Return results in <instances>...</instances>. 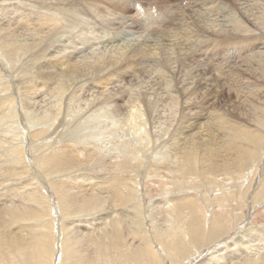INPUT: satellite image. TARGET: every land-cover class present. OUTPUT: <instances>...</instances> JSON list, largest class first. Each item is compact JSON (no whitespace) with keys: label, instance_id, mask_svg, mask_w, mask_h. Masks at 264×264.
Listing matches in <instances>:
<instances>
[{"label":"bare ground","instance_id":"bare-ground-1","mask_svg":"<svg viewBox=\"0 0 264 264\" xmlns=\"http://www.w3.org/2000/svg\"><path fill=\"white\" fill-rule=\"evenodd\" d=\"M34 1L35 4L39 5V15L37 14V16L33 18H28V15L30 14L28 11L18 12L19 10L14 9L11 11V13L14 14V19L7 18L6 22L15 23L14 26H18L21 30H24L27 25L29 26L30 20L37 21L39 23V30L31 33L30 31L27 32L30 33L29 36L32 38H36V45L39 46L32 44L34 43L33 39H31V43H29L26 39L18 40L14 33L10 32L9 29L2 28L3 26L0 25V49L4 56L11 60L13 66L16 64V69L14 68L15 70L13 73L12 71H9L11 67L10 69L0 68L2 71V73L0 72V80L3 83L0 88V124H5L4 128L5 130H8L7 133H10V128L14 132L18 131L17 135L13 136L11 141L7 140L5 141L6 143L3 142V147L0 146V187H2L6 193V195H0V263L17 264V261H15L17 258L24 259V257L29 255V259L33 262V264H50L49 262L51 261V258L53 260L54 252L55 264H60V262H58L60 256L64 257L65 261L67 260V263L69 264H121L122 262L123 264H141L142 261L145 260L148 261L150 259L151 261L160 258L156 251H151L152 242H150L147 238L143 239L139 246L130 247L131 244L128 245V241L125 243L126 240L122 237L123 233L118 230L117 225V228L112 229V231L110 230V238L112 240L111 244L109 242V244L107 243L106 248H99V254L102 260L97 258V255L96 257L94 256V259L90 256H83L80 254L81 252L75 248L74 244H71L73 241L70 242V240L67 239V235L71 232V228H69V221L74 220L75 222L78 220L79 216L82 217L80 221L83 220L85 222V220L91 218L90 213L106 209L107 202L110 204L111 208L114 207L115 209L121 210L124 206L125 208H129L130 206V210H132L133 213H137L138 207L136 205H138L137 203L142 200V193L146 194V187L149 183H152V179L157 180L159 184L161 181L165 184V177L169 175L174 187L182 188V183L186 180L183 179L184 177L182 176H185L186 174H196L195 167L198 163L202 164V168L198 167L200 174L204 173L208 176L210 174H218L221 171L226 174L224 177L230 176L228 182H233L235 185L233 188L237 189V191L233 193L237 194L239 192L241 193V196L245 194V191L243 194L241 183L245 177L244 175L246 170L251 166H254L256 162L260 163L261 173L257 177L258 180L254 189V196L252 197V201H248V204L251 207V216L248 220H243L241 224L242 226L232 225L233 229L231 230L230 228H232V226L227 224L225 219L229 217V215L224 214L219 210V208L223 207L222 202H216L217 210L221 213L216 214V217L212 216L209 222L210 224L208 225V219L210 217L205 220V212H203L205 209L202 206L204 203L203 200H201L202 198L199 200L196 199L197 202H200V200L201 203L203 202L200 205L196 202V200L187 196L185 192L178 195L168 191L165 187L163 188V190H165L164 196H166L165 203L170 205L167 209H170L173 213L175 212L174 216L183 214L188 215V222L185 227V231L183 230L185 233L184 236L187 237L188 241L185 243L184 241L181 242L180 240L182 239L180 238H182V234L178 233V231L172 234L171 238L168 234L167 236L169 237L167 238V245L172 251V253H170L172 255L173 253L175 255L177 253L178 256L181 254L184 255L191 247L194 248L204 243L207 240V235L211 236L216 234L220 237L223 231L225 233V230L232 232V238L228 239L226 237L228 241L233 240V242L235 241L236 243H239V245L240 243L242 244V242L246 241L245 238H254L253 240L256 238L263 239L264 218H260V221H255V215L252 214V210H254V207L257 205L258 208L264 211V0H188L189 3L193 4L191 7H182L181 0H156L163 6L145 5L144 3L145 7H143V5L139 6V3L142 4L144 2L143 0ZM3 2L6 1L0 0L1 4ZM151 3L153 2L151 1ZM33 8H35V6ZM118 9L121 12L131 9L135 11L134 14L136 15H139L140 11L143 9L153 10L152 13L150 12V15H152L154 19L152 20L148 17L150 20L149 22L159 21L160 19L163 20L160 26L162 29H165L164 32L166 34H173V40L169 41L170 43L167 48L161 51L153 49V52L151 53L149 49L150 45H146L145 42L131 49L126 46L123 47V49H120L118 46V49L113 52H101L94 56L91 60H79L77 63L74 61L78 57L75 53L76 46L71 41L63 47V50H61L63 53L56 50L53 53L50 52V55L43 54L46 50H48L47 47L52 43H56L54 41H56L58 36L63 33V27L60 26L61 22H71L69 17L68 20L65 19L67 18L64 17L65 13L71 12V25L78 29L77 31L80 33V36L86 31L90 32L92 36L99 33H102V36H105L103 35V31H105L103 27L97 28L91 20L87 21L86 19L80 18L81 10L87 12V16L93 13L101 17H106L107 13V15L112 16L113 18V15L118 14V12L115 11ZM178 9H182V13L189 11V14L187 15L186 21L180 19L179 23L174 24L173 13H175ZM0 12L5 11L0 7ZM16 13L19 14L17 15ZM223 14H226V16H230L232 14V18L229 21H220L219 19L221 17L223 18ZM132 17L135 19L138 18V16H133V14ZM132 17L124 15L119 18L121 21H126L127 19V28L125 29L129 28L131 30L133 29L131 28V25L133 26L134 24L139 23V21L137 22ZM88 18L90 19L91 17L89 16ZM17 21H24L25 23H18ZM104 22H106V20ZM44 30H46V32H44ZM175 30H179L180 33L178 34L181 37L177 36ZM49 32H51L50 37L44 39L45 35ZM105 34L107 33L105 32ZM22 35L27 36L28 33H24ZM138 35L140 34L138 33ZM69 36H71V34H69ZM132 36H134V34ZM148 36H150V34ZM73 37L79 39L78 34H75ZM140 37L141 36H139L138 40ZM86 39L89 40L82 35L80 42L84 43L86 42ZM132 39L133 38H131V40ZM134 39L132 41H134ZM118 44H116V46ZM221 44L222 46L228 45L229 47H235L233 45H237L238 52H236L237 50L235 49L234 51L227 49L226 51L221 50V53H217L216 48ZM40 46L41 50H36V48ZM214 52H216V56L220 57L219 62L216 57V70L215 66H203L204 68L199 69L203 76H212L211 78H208V80L210 79L211 86L210 84H207L208 81H206L205 86H210V90L208 89L209 93L214 92L213 90L216 88L215 92L217 102L219 101L217 97L223 90L227 95H229L230 92L234 93V98L239 105L238 110L235 108L231 110H237L239 112V119L229 115L228 112H216V115H213V129L216 133L211 132L210 136H216V141L218 138L219 142L213 143L212 141H200L202 144L199 145L204 147L200 150L196 147V144L193 141L195 133L192 134L188 132L189 134L186 136L189 137V139L186 140L184 147L180 149L174 148V154L171 162L165 164V162L162 163V161H158L159 163L157 164V167L160 164L159 166L161 167V171L155 168V170H147L148 167H151L150 162H152V160H148L147 165L142 164L143 161L138 155L140 153L139 145L141 144L140 141L142 140V136L134 138L133 140L128 139L129 141L127 140V142L117 145V153L115 154H118V156L110 154L109 151L108 153L106 152L107 154L105 155L97 153L95 149L89 147V143L83 142L84 138L90 140V138L96 136L95 134L107 132L108 129L116 127V120H112L111 117L115 116L114 118H116L124 115L121 114L122 111H119L121 105H123L124 99L127 97L126 93L121 95V90H119L120 86L124 83V75L132 77L138 73L140 74V69L142 68L140 67L138 69V66H143L146 58H154L155 65L152 66H154L153 69H155V72L157 73L159 83L161 81L164 82L165 88L170 91V88L175 85V63L178 64L181 62L182 64V62H184L185 67H189L190 64V67L191 65L194 67L191 68V71L192 69L196 70L197 67L202 65L198 58L204 57L208 60V56H211L210 58L214 57ZM233 55L237 56L235 60ZM38 58L43 60L37 61ZM40 61H44L48 65L40 66ZM29 69L34 70V75H36L35 77H33V74L30 78L24 77L23 74L28 72ZM17 72L18 74L16 75ZM225 77L230 78L228 83H225L227 82V80L224 79ZM85 83L98 90L95 95H90L92 97L91 99L82 100L79 96L80 94L77 96L76 92L83 91V88H77L76 86L81 84L85 85ZM19 87H23V90ZM75 87L78 90L73 91ZM196 88L197 87L195 86H192L191 88L182 87L179 93L178 91H175L177 94H171L168 96V103L166 105H169L172 115H169L168 118H166L168 120L165 119L164 122L166 123L164 124L166 126L164 125V127H161L160 125L158 127H154L156 129H154V131H149L150 135L146 134V138L150 137L152 139L149 140L150 142L163 141L165 136L169 133L168 131L174 133L170 136V141L172 142H174V138L177 136L186 138V136H184L185 133L181 130L183 123L187 120L182 119V117L185 110H190V107L192 109L197 107L196 104L187 103L192 102L193 92H195L194 89ZM18 89L21 91H18ZM42 94H50L52 98L55 99L54 105L52 107L50 106L46 112L43 110L41 112L42 115L40 113V115H37L38 112H36L37 114L35 113L34 116V103ZM143 95L145 96L142 98ZM143 95L140 97L141 101L140 99H135L136 102H140L137 106H135V101H133L134 99L125 100L124 104H127L125 109L128 110L126 111L128 112L127 114H131V112L135 113L138 121L144 126L147 123L153 125L154 116H152V110L155 109V106L153 105L156 104V102L154 103L152 101L154 94L150 91V93ZM208 99L203 98L202 103H207ZM230 101L232 100H227L226 102L231 103ZM31 102L33 103L30 104ZM80 103H83L81 104V108H87L92 113L89 114V110L88 113L82 112L84 110L77 108L78 113L80 111L81 114L78 115L74 111L77 114L74 121H77L78 124L74 122V125L76 124L74 128L76 129L70 131L69 127L71 126V122H67L66 117H68L69 113L72 111L73 106L78 107ZM223 105L228 106L226 103ZM108 107L112 108L110 112L113 111V113L107 112L109 111L108 109L105 111ZM200 108L201 107H199V109ZM240 108H243L244 110ZM38 116V124L35 126L36 129L27 130L24 127L23 121L28 120L27 118L35 119ZM102 117L106 120H102ZM200 117L201 115L197 117L196 120H200L198 119ZM48 123L50 124L49 127H52L51 130L47 128L45 129L43 125ZM16 124H18V126H16ZM118 125L119 124H117V126ZM177 125L180 126L178 128L173 127ZM30 126L34 127V125ZM64 127L68 129V133L64 131L66 130ZM207 128L212 130V128L208 125ZM79 133L83 134V138L81 137V134V136H77ZM56 138L60 139V141L56 143L51 142V139ZM91 141L92 140H90V142ZM51 143H53V146L50 147ZM175 143L170 145L175 146ZM44 147L49 148L44 150ZM145 148L148 151L149 148L147 149V144ZM35 152L41 153L35 155ZM143 157H146L145 154ZM150 158L153 159L152 157ZM175 164L176 166H170ZM143 166H145L144 171L142 170ZM170 167H174V172L170 171ZM93 168H95V170ZM81 169H84L86 173L85 176L82 173L80 175L74 174L76 172H80ZM202 170L204 172H202ZM172 173H175V176L172 177ZM221 177L222 180L223 176L221 175ZM212 182H215V180L212 179L211 183ZM220 182L219 178L216 177V186L218 187V190H221L220 193L215 192L216 198L220 197L218 195H225V191H223L225 189H220L222 187ZM258 191H261V195L259 194L257 196ZM73 193L78 194V196L76 197ZM241 199L244 200V196H242ZM53 201L55 203L57 201V206H55ZM206 206H208V204ZM111 208L104 211L107 213L108 211L115 212V209L111 210ZM58 210H60L62 215H66L64 217H67V219L61 220L57 215L55 216V213H57ZM93 216L94 214L92 217ZM133 216L135 222L137 219L135 217L136 214ZM133 216L131 215V218H133ZM177 217L180 218V216ZM171 224L167 225L171 227ZM207 225L211 226L210 230L206 229L208 227ZM56 226H59L58 228L60 229L62 238H57V246L55 248L54 241H56V239L54 240V236L51 231ZM179 231L181 230L179 229ZM80 238L82 237L80 236ZM183 238L185 240V237ZM91 240L93 241L92 238ZM79 241L82 242V239ZM225 241L227 242V240ZM124 244L127 245L126 248ZM239 245H233L236 253H239L238 250H235V248ZM177 246H179V248H177ZM227 248H229V246ZM92 249L94 250V247ZM208 255H210L209 259H213L214 255H212V253H209ZM242 258L243 255L239 257V260H242ZM238 264H264V259L260 261L246 260L244 263L239 262Z\"/></svg>","mask_w":264,"mask_h":264},{"label":"rangeland","instance_id":"rangeland-1","mask_svg":"<svg viewBox=\"0 0 264 264\" xmlns=\"http://www.w3.org/2000/svg\"><path fill=\"white\" fill-rule=\"evenodd\" d=\"M4 1H6V2H3L2 4L0 3L1 9L5 11V12H0V14H1L0 15V22H1L0 25L3 26L2 28L9 29L10 32L14 33V35L17 36L18 40L26 39L27 41H29V43H31L32 42L31 39H33L34 40V43H32V44L33 45H36L37 44L36 38H32L29 35H30L31 32H34L36 30H39V23L37 21L30 20L29 26L27 25L26 29L21 30L20 27L14 26L15 23H11V22L10 23H7L6 22V19L7 18L14 19L13 18L14 17V14L11 13V11L14 10V9L19 10L18 12L28 11L30 13L29 14L30 16L28 15V18H33V17L37 16V14L39 15V13H38V6L39 5L35 4V1L34 0H26V1L25 0H11V1L10 0H4ZM143 1H142L143 2L142 4L139 3V6L140 5H143V7H145L144 6V3H145V5H156V6L157 5H160L156 0H151L153 3H151L150 0H143ZM181 1H182L181 2L182 7H185V6L186 7H191L193 5V4L189 3L188 0H181ZM24 2H26V3H24ZM38 4H39V2H38ZM34 6H35V8H33ZM160 6H163V5L161 4ZM32 8L35 9V10H33ZM9 10H10V12H9ZM108 10H110V9H108ZM115 11H117L118 14L113 15V18H112V16L107 15V13H106V17H101L99 15H95V14L92 13V14L89 15L91 17L89 19L88 18L89 16L86 15L87 12L81 10L80 18L86 19L87 21H90L91 20V22L94 23L97 26V28L103 27L104 30H105V31H103V35H105V36H102V33H99L97 35H93L94 36L93 37L90 34V32H88V31L84 32V34H82V35L85 38H88L89 39V40L86 39V42H88V43H86V42L81 43L80 42V40L82 39V35L80 36V33L77 31L78 29L75 28V27H73L71 25L72 24V14H71V12L70 13L69 12L65 13L64 14V17H67L65 19L68 20V17H69V19H71V22H69V21L66 22V23L64 21L61 22L60 26L63 27L62 28L63 33L58 36V39L56 38L57 40L54 41L56 43H52V44H50L47 47V49H48V50H46L47 52L45 51V53H43V54L50 55V52L53 53L56 50H59V52H61V50H63V47L66 46L71 41L76 46L75 47V53H76V55L78 57L74 61H75V63H77V62H79V60L80 61H82L84 59H90L91 60V59L94 58V56H96L97 54H99L101 52H105V53L113 52V51H115V50L118 49V46H119L120 49H123V47H125V46L126 47H130V49H131V48L137 47L141 43H145V42H146V45H150V48L149 49H150L151 53L153 52V49H156V50L158 49L159 51H161L163 49L165 50L167 48V46L169 45V43H170L169 41L173 40V37H174L173 34H169V35L166 34L164 32L165 29L164 28L163 29L161 28L160 25H161V22L163 20L160 19L159 21H152L154 19V17L152 15H150V12L152 13L153 10H144L143 9L139 13V15H141V16L134 14L135 11L134 10H131V9L130 10H126L127 12L126 11L121 12L119 9L118 10H115ZM130 12L133 14V16H138L139 19L138 18L135 19L134 17H132V14ZM182 12H183L182 9H178V10L175 11V13H173V16L174 17L173 16L172 17L174 18L173 19V23L174 24L175 23H179L180 22V19L183 20V21H186L187 20V15L189 14V11H187L186 13H182ZM16 14L18 15L19 13H16ZM16 14H15V16H16ZM232 14L230 16H226V14H223L224 15L223 18L221 17L219 20L220 21L223 20L224 22L226 20L229 21L232 18ZM124 15H126V16L128 15L129 17L134 18L137 22L139 21V23H136L133 26L131 25V28H133L131 30L129 28L128 29H125V28H127V26H126L127 19H126V21L125 20H122V21L119 20V18L121 16H124ZM98 17H100L101 19L98 18ZM148 17L150 19H152L151 20L152 22H149L150 20L148 19ZM103 19H105L106 22H104L105 20H103ZM93 21H95V22H93ZM109 21H110V23H109ZM146 21H148V22H146ZM17 22L18 23L19 22L20 23H25L24 21H17ZM121 24L124 25V26H122ZM120 27H122V28H120ZM135 27H137V28H135ZM113 30H114V32H113ZM147 30H150V31H147ZM27 31H30V33L27 32ZM140 31H143V32H140ZM44 32H46V30H44ZM105 32L107 34H105ZM175 32L177 33V36L178 37H181L178 34V33H180L179 30H177V31L175 30ZM24 33H28V35L27 36H23L22 34H24ZM138 33L140 35H138ZM69 34H71V36H69ZM75 34L76 35L78 34L79 39L73 37ZM127 34H129V35H127ZM133 34H134V36H132ZM149 34H150V36H148ZM50 35H51V32H49L47 35H45L44 39L50 37ZM139 36H141L142 38L140 37V39L138 40ZM144 36H145V38H144ZM131 38H133V39L135 38L134 41H132L133 39L131 40ZM148 39H150V40H148ZM135 41H137V42H135ZM75 42L78 43V44H76ZM118 42H119L120 45L118 44ZM116 44H118V45L116 46ZM36 46H39V45H36ZM100 46H102V47H100ZM221 46H222V44L219 45L216 48V50H217L216 52L217 53H221V50L226 51L227 49L228 50H231V51H234V49L237 50V45H233L235 47H231V46L229 47L228 45H223L222 47ZM98 47H100V48H98ZM154 47H156V48H154ZM36 50L40 51L41 50V46L40 47H37ZM198 50H202V49H198ZM216 52H214V55H213L214 57L213 58H210L211 56H208L207 57L208 60H206L204 57L198 58V60L200 61V63L202 65L199 66V67H197L196 70L195 69H192V71H191V68H194L193 65H191V67H190V64H189V67H185L184 62H182V64H181V62L178 63V64L175 63V68H176L175 69V77H176V79H175V85L170 88V91L165 88L164 82L161 81L160 82L161 84L159 83V80H158L159 78L157 76V73L155 72V69H153L154 66H152V65H155L154 58H152V57L146 58V60L144 61L143 66L142 65L141 66L140 65L138 66V69L140 67L142 68V69H140V74L138 73V74H136V75H134L132 77L131 76L124 75L125 80H124V83L122 82L123 84L120 86V89L119 90H121L120 91L121 95L122 94L124 95L125 93L127 94V97L124 99V101L125 100H128V99L129 100L134 99L133 101H135V99H140L141 95L148 94L151 91V93H153L154 96H155V97L154 96L152 97V101L154 103L156 102V104L153 105V106H155L154 107L155 109H153L154 111L152 110V116H154V119H153L154 121L153 122L154 123L156 122L157 124L156 123L155 124L153 123V125L152 124L150 125V124L147 123L144 126L141 122L138 121V119L136 118L137 116L135 115V113H132L131 112V114H127L128 112H126V111H128V110L125 109V107L127 106V104L125 105L124 104V101H123V105H121V108L119 109V111H122L121 114H124V115H121V117L114 118L115 116L114 117H111L110 114H109V116L111 117V119L114 120V121L116 120V123L119 124L118 126H120V127H118L117 124H116V127H115L116 129L113 127L112 129H108L107 132H101L100 133L101 135L100 134H95L96 135L95 137L93 136L92 138H90V140H92L91 142H90V140L84 138L83 139V142L84 143L85 142L86 143H89V147H92L93 149H95V151L97 153H100V154L102 153V154L105 155L109 151L110 154H113L115 156H118V154H115V153H117V151H116V149H117L116 146L117 145H121V144L127 142L128 139L129 140H131V139L133 140L134 138H137L139 136H142L141 137L142 140L140 141L141 144L139 145V151H140V153L138 155L140 156L139 158H141V160L143 161L142 164H144V165H147V161L148 160H152V162H150V166L151 167L150 168L148 167L149 169L147 168V170H149V171L150 170H155V169H159V171H161V167L159 166L160 164L157 167V164L160 161H162V163L165 162V164H167L168 162H171L172 156L174 154V148L180 149V148L184 147V145L186 143V140L189 139V137H187L186 135L189 134V133H192V134L195 133L194 134L193 141L196 144V147L198 149H200V150L202 148H204L203 146L199 145V144H202V142H200V141H207V142H211L212 141L213 143L219 142L218 138H217V141H216V136H212V135L210 136L211 132L216 133L214 131V129H213V123H212L213 115L215 116L216 115V112H218V113H226V112H228L229 115H232L236 119H239L238 118V113L239 112L237 111L238 108H239V105L237 104L236 99L234 98L235 95L232 92H230V94L227 95L222 90L221 93H220V95L217 97L218 100H219L218 102L216 101V92H215L216 91V88H214V90H213L214 92H212V93H209L208 92V89L211 86L210 79L208 80V78H211L212 76H210V75L209 76H206V75L203 76L201 74V71L199 69L204 68V67H208V66H215V70H216V63H215L216 62V57L218 59V62H219V58H220L219 56H216ZM236 52H238V50ZM61 53H63V52H61ZM236 57L237 56H234L233 57L234 60L236 59ZM7 59H8V57L4 56L3 52L0 49V68H2V69H10V67H11V69L9 71H12V73H13L14 70L16 69V67H15L16 64L13 66V63L11 62V60L10 59L7 60ZM39 60H43V59L38 58L37 61H39ZM208 61H210L211 63L208 62ZM40 62H41L40 63V66H42V65H48L44 61H40ZM2 65H3V67H2ZM12 68H13V70H12ZM0 72L2 73L1 70H0ZM17 74H18V72L16 73V75ZM32 74H33V77L36 76V75H34V70L33 69H31V70L29 69L28 72L24 73L23 75H24V77L30 78ZM204 77H206V78H204ZM224 79L227 80V82H225V83H228V80L230 78H226L225 77ZM198 81H199V83H198ZM206 81H208L207 84H210V86H207V85L205 86ZM1 84H3V83L0 80V88L2 87ZM149 84H151V85H149ZM192 86H195L197 88L194 89L195 92H193L192 102H187V103L194 104V105L196 104L197 107L196 108H193V109L190 107V110L188 109V110H185L183 112L184 114H183L182 119L187 120V121H185L183 123V125L181 124L183 126L181 131L183 133H185L184 136H186V138L185 137L184 138H181L182 136H177V137L174 138V142H172V141H170L171 140L170 139V136L172 134H174V133L173 132L171 133V131H168L169 133L167 134V136H165V138H164L163 141H161V142H158V141L150 142L149 140H152V139L150 137L149 138H146L147 137L146 134H149L150 135L149 131H154V129H156L154 127H158L160 125H161V127H164V125H165L164 123H166V122H164L165 119L168 118L169 115L170 116L172 115V112L170 111L169 105L168 106L166 105L168 103V101H167L168 96H170L171 94L172 95L177 94L175 91H178V93H179L181 91V88L182 87L183 88H191ZM76 87L77 88H79V87L80 88H83V91H81V92H78L77 91L76 92V95L77 96L80 94L79 96L81 97L82 100L83 99H91L92 98L91 96L95 95L97 93V90H98L96 88H93L91 86H88V84H86V83H85V85L84 84H81V85H78ZM76 87L74 88L73 91L78 90ZM88 88H91V89H88ZM20 89L23 90V87L20 88ZM21 90L18 89V91H21ZM206 91H207V93H206ZM160 94H161V96H160ZM113 95H114V93H113ZM144 96L145 95H143L142 98ZM200 98H201V100H200ZM203 98L204 99H206V98L208 99L209 98L208 99V102L207 103H205V102L202 103V99ZM54 100L55 99L52 98V96L50 94H42L41 96H39V98L36 99V102L34 103V111H33L34 116H35V113L36 112H38V114L36 113L37 115H40L43 110H45L44 112L48 111V109L50 108V106L52 107L54 105ZM227 100L228 101L229 100H232V101H230L231 103H229V102H226ZM140 101H141V99H140ZM32 103L33 102H31L30 104H32ZM134 103H135V106H137V105L140 104L139 101L138 102L135 101ZM224 103H226L228 106H224L223 105ZM81 104H83V103H80V105H78V107L77 106H73L72 111L69 113L68 117H66V121L67 122H71V126L70 127H72V128L69 127V130L70 131H73L74 129H76V128H74V126L76 124H78L77 121L76 122L74 121L75 120L74 119L75 116H77V114L78 115L81 114L80 111L78 113V109L80 108V109L84 110L82 112H87L88 113V110L89 109H87V108L83 109L84 107L81 108L82 107ZM157 105H158V107H157ZM40 107H41L42 110L40 109ZM199 107H201V108L199 109ZM206 107H207V109H206ZM139 108H142V107H139ZM233 108H235L237 110H234L235 112L234 111H231ZM107 109L109 111H107ZM240 109L244 110L243 108H240ZM110 110H112L111 107H108V108L105 109V111H107L109 113H113V111L110 112ZM193 111H194V113H193ZM186 112H188V113H186ZM91 113L92 112L89 110V114H91ZM209 114L211 115V117H210ZM200 115H201V117L198 118L200 120H196L197 117H199ZM162 116H163V118H162ZM38 118H39V116L36 117L35 119H33V118H31V119L27 118L28 120H26V121L23 119L24 120L23 121L24 127L27 130H29V129H36L35 126H37V124H38L37 123V119ZM156 118H158V119H156ZM207 118H208V120H207ZM188 119H190V120H188ZM102 120L105 121L106 119H103V117H102ZM166 120H168V119H166ZM193 121H194V123H193ZM74 122L76 123L75 125H74ZM4 125L5 124H2V125L0 124V128H1L0 129V138H1L0 139V146H2V147L4 146L3 142L6 143L5 141H7V140L8 141H11L12 140V137L13 136H16L17 135V132H18L17 129H16L17 132H14L10 128V133H7L8 130H5V128H4L5 126ZM30 125H34V127L33 126H30ZM43 125H44L45 129L47 128V129L51 130V128H52V127H49L50 126L49 123L48 124H43ZM207 125L212 128V130L210 129L211 131L207 128ZM16 126H18V124H16ZM179 126L177 125V126H173V127L178 128ZM37 128H39V127H37ZM64 129H66V127H64ZM67 130L68 129H66L64 131L68 133ZM112 130H114L115 132L112 131ZM12 133L13 134L15 133V134L13 135ZM8 134L10 135V137H9ZM80 134L81 133L77 134V136H81L82 135L81 137L83 138V134H81V135ZM199 134H200V136H199ZM4 135H5V137H4ZM143 137H145V138H143ZM202 138H204V139H202ZM190 140H192V139H190ZM58 141H60V139H58V138L51 139V142H55L56 143ZM180 141H181V143H180ZM195 141H197V142H195ZM168 142H169V144H168ZM164 143H165V145H164ZM172 143H175V146H177V147L170 145ZM146 144H147V149L149 148L148 151L145 148L146 147ZM51 146H53V143H51L50 147ZM140 146H141V148H140ZM48 148L47 147H44V150H47ZM98 148H99V151H98ZM144 150H145V152H144ZM39 153H41V152H35V155H38ZM147 153H148V155H147ZM144 154H145L146 157H143ZM100 156H102V155H100ZM150 157H152L153 159H151ZM115 160H116V158H115ZM155 160H156V162H155ZM153 161H154V163H153ZM259 164L260 163H257L256 162L254 166H251L249 169L246 170V173L244 175L245 177L243 176L244 179H243V181H242L241 184H242V188H243V194H244V191H245V194L242 195V196H244V200L241 199V197H242L241 196V193H239V192L237 194L236 193H233V192H236L237 189H234L233 188V187H235V185L233 184V182H231V183L228 182L229 179H230V176L224 177L226 174L224 172H221V171L218 174H215V175H211L210 174V175L207 176L204 173L203 174H200V172L198 171V167L199 168H202V164L198 163V165H196V167H195L196 168V174H194V175L186 174L185 176H182V177H184L183 179H186L182 183V188H180V187H176L175 188L174 185L171 182L172 180L170 179V176L169 175L167 177H165L166 178L165 179V184H164L163 181H161L160 184H159V182H157V180L152 179L151 180L152 183H149V185H147V187H146V191H145L146 194L145 193H142L143 194L142 200L137 203L138 205H136L138 207L137 208V213H133L132 210H130V206H129V208L128 207L125 208V206H124L123 209H121L122 211L121 210H118V209H115L114 207L111 208L110 207V204H108V202H107L106 203L107 206L105 205L106 206V209H108V208H111V210L115 209V212L114 211H112V212H109L108 211V213H107L106 211H104L106 209H102V211L101 210H97L95 212L90 213L91 218H89L88 220H85V222L83 220L80 221L82 217H79V216H78V220H77L79 222H77V221L74 222V220L69 221V223H70L69 224V228H71L70 229L71 232H69V235H67V239H69L70 242L73 241V242H71V244L72 245L74 244L75 248L78 249L81 252L80 254H82L83 256H90L92 259H94V256L96 257V255H97L98 256L97 258H99V259L102 260V258L100 257V254H99L100 253L99 252V248L104 249V248L107 247V243L109 244V242H110V244H111L112 240L110 238L111 237L110 236V230L112 231V229L118 227V230L123 233V236L122 237H124V239L126 240L125 243L128 241L129 243H127V244L128 245L131 244L130 247L139 246L141 244L142 240L145 239V238H147L148 240H150V242H152L151 243L152 244L151 245V251L152 250L156 251L157 255H159L161 259L158 258L156 260L154 259V260H151V261L149 259L148 261L147 260L142 261L141 264H157V262H158V264H204V263L205 264H212V263L213 264H235V263L238 264L239 262L244 263L246 260L247 261H251V260L260 261V260L264 259V238L263 239L256 238L255 240H253L254 238H251V239L250 238H245L246 241L245 242H242V244L240 243V245H239V243H236L235 241L233 242V240H229L230 242L228 241V239H230V238L233 237V236H231L232 235L231 234L232 232L231 231H228V230L227 231L225 230V233L223 231L222 232V235L220 237L217 236L216 234L215 235H211V236L210 235H207V240L208 241L206 240L204 243H202L203 242L202 241L201 242L202 243L201 245L196 246L197 249H196V247H194V248L191 247L192 249L190 248L188 250V252L185 253L184 255L181 254L180 256H178L176 252H175L176 255L174 253L172 255L171 254L172 251L169 249V246L167 245L168 244L167 238L169 236L171 238V235L178 231V233L182 234V238H180L182 240H180V241L181 242L184 241V243L188 241L187 240V237L184 236L185 235V233H184L185 227H186L187 222H188V215L187 214L177 215V216H180V218H178L177 216H174L175 215V212L173 213L172 211H170V209H167V207L170 206V205L168 203H165V199H166L165 197L166 196H164L165 190H163V188L166 187V189L168 191H171L172 193H175V194H178V195L181 194V193H183V192H185L187 194V196L191 197L194 200H196V199L199 200L200 198H202L201 200H203V202H204V203L202 202L203 204L201 203V200H200V202H197V200H196V202L199 203L200 205L202 204V206L204 207L205 210L203 212H205V215H204L205 220H207V218L210 217L208 219L209 220L208 221V225L210 224L209 222H210L212 216L216 217V214H219V213H221L220 211H222L224 214L229 215V217H227L228 219L224 217L226 219V223L227 224H229L230 226H232V225L233 226H242L241 224H242L243 220L244 221L245 220H248L249 217L251 216V214H250L251 207L248 204L249 203L248 201H252V197L254 196V189H255V186H256V182L258 180L257 177L261 173V170H260L261 168H260V165ZM170 166H176V164L175 165H170ZM93 169L95 170V168H93ZM144 169H145V166H143V169L142 170L144 171ZM170 171L174 172V167H170ZM202 172H204V171L202 170ZM81 173L84 176L86 175L84 169H81L80 172H76L74 174L80 175ZM99 173H101V172H99ZM221 175L223 176V179L222 180H221V178H222ZM171 176L172 177L175 176V173H172ZM215 176L218 177L219 180L221 181L220 183L222 184V187L220 189H225V190H223V191H225L224 192L225 195H222V194L221 195H218V196H220L219 198H216V193L215 192L220 193L221 190H218V187L216 186V177ZM212 179H214L215 182H212L211 183ZM167 181H169V182H167ZM170 182H171V184H170ZM230 184H231V186H230ZM1 188L2 187H0V195H2V196L3 195H6L5 190H3V188L2 189ZM71 189H73V188H71ZM181 190H182V192H181ZM259 194L261 195V191H258L257 192V196ZM73 195H76V197L78 196V194H74V193H73ZM243 201H244V203H243ZM216 202H222V206L223 207L222 208H219L218 207L220 211L217 210V206H216L217 203ZM140 204L143 206V208H142V206ZM207 204H208V206H206ZM55 206H57V201L55 203ZM236 206L239 207V208H237ZM57 209H59V208H57ZM141 209H142V211H141ZM212 211H214V212H212ZM130 212H132V213H130ZM148 212H150V213H148ZM164 213H166V214H164ZM229 213H231L232 215L229 214ZM93 214H94V216L92 217ZM135 214H136L135 217L137 219L134 222V216L133 215H135ZM149 214H150V216H149ZM252 214L255 215L254 216L255 221H260V218H264V216H263L264 215V211L262 209L258 208L257 205L254 207V210H252ZM56 215L61 220L67 219V217H64L66 215H62L61 212H60V210H58V212L55 213V216ZM90 215H89V217H90ZM131 215L133 216V218H131ZM109 216H110V218H109ZM139 216H140V218H139ZM183 219H184V221H183ZM221 219H222V217H221ZM231 219H232V221H231ZM229 220H230V223L231 224L229 223ZM167 224H169V225L171 224V227L169 225H167ZM176 224H177V228H176ZM116 225H117V227H116ZM233 226H232V228H230L231 230L233 229ZM58 227L56 226L51 231V233L54 236V240L56 239V241H54V247L55 248L57 246V238L58 237L62 238V234L60 233V229ZM168 228H170V229H168ZM210 228H211V226H208L206 229L207 230H210ZM160 229H161V231H160ZM179 229L181 231H179ZM142 232H143V234H142ZM72 234H73L74 237L72 236ZM168 234H169V236H167ZM55 235H56V237H55ZM229 235H230V237H229ZM80 236L82 238H80ZM93 236H94L95 239L93 238ZM215 236L217 237V239H216ZM101 237H102V239H101ZM183 237H185V240H184ZM91 238L93 239V241L91 240ZM139 238H141V239H139ZM80 239H82V242L79 241ZM216 240H219L221 244L219 243V241H216ZM225 240H227L228 243ZM224 241H225V243H224ZM260 241H262V242H260ZM253 242H255V243H253ZM234 244L239 245L238 246L239 248L237 247V248H235V250H238L240 254L239 253H236L234 251V248H233V245ZM124 245H125V248H126L127 245L126 244H124ZM223 245H224V247L225 246L226 247L224 248ZM230 245H232V246H230ZM228 246H229V248H227ZM247 246H249V247H247ZM93 247H94V250L92 249ZM177 248H179V246H177ZM222 248H224V249H222ZM226 248H227V250H226ZM254 249H255V251H254ZM54 251H55V249H54ZM206 251H208V252H206ZM224 252H227V253H224ZM209 253H212V255H214L213 259H209V257H210V255H208ZM236 254H238V255H236ZM247 254L248 255L250 254L251 256L250 255L248 256ZM242 255H243L242 260H239V257L242 256ZM217 256H219V257H217ZM254 256H256V257H254ZM54 257H55V252H54V256H53V260L54 261L51 258L50 259L51 261L49 262L50 264H55V258ZM179 257H180V259H179ZM246 257H248V258H246ZM252 257H254V258H252ZM222 258L223 259L225 258V259L223 260ZM99 259H97V260H99ZM208 259L211 260V261H209ZM59 260H58V262H60V264H69V263H67L68 262L67 260L65 261V258L64 257H61L60 256L59 257ZM15 261H17V264H20V262H21V264H24V263L25 264H33V262L29 259V255H27L26 257H24V259L17 258ZM0 264H4V263H0ZM121 264H123V262Z\"/></svg>","mask_w":264,"mask_h":264}]
</instances>
